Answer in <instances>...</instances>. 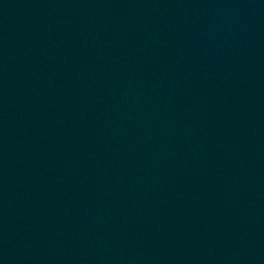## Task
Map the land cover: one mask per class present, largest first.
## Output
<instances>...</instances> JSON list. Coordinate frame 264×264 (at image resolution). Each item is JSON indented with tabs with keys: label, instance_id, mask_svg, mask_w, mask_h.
<instances>
[{
	"label": "water",
	"instance_id": "1",
	"mask_svg": "<svg viewBox=\"0 0 264 264\" xmlns=\"http://www.w3.org/2000/svg\"><path fill=\"white\" fill-rule=\"evenodd\" d=\"M0 213L43 264H264V0H0Z\"/></svg>",
	"mask_w": 264,
	"mask_h": 264
}]
</instances>
